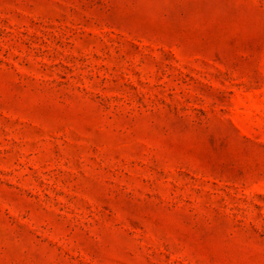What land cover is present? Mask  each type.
Listing matches in <instances>:
<instances>
[{
  "label": "rangeland",
  "instance_id": "1",
  "mask_svg": "<svg viewBox=\"0 0 264 264\" xmlns=\"http://www.w3.org/2000/svg\"><path fill=\"white\" fill-rule=\"evenodd\" d=\"M0 264H264V0H0Z\"/></svg>",
  "mask_w": 264,
  "mask_h": 264
}]
</instances>
